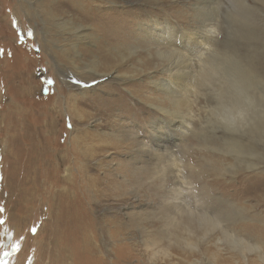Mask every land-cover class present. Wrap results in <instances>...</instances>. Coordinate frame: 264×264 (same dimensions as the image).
I'll list each match as a JSON object with an SVG mask.
<instances>
[{
	"label": "rangeland",
	"instance_id": "374dc122",
	"mask_svg": "<svg viewBox=\"0 0 264 264\" xmlns=\"http://www.w3.org/2000/svg\"><path fill=\"white\" fill-rule=\"evenodd\" d=\"M17 1L0 0V264H57L58 257L49 258L47 253L57 255L67 245L71 252L68 264H186L195 260L199 264H244L240 254L222 240L219 229L201 240L202 228L195 219L190 217L194 223L188 219L189 232L186 210L184 214L179 207L171 208L174 203L190 210L197 198L214 195L227 201L219 209L236 219L230 229L240 231L242 239L259 248L247 253V264H262L264 143L253 145L260 153L254 158L257 165L230 167L233 160L241 159L224 143L220 130L211 133L208 106L215 98L211 91L215 80L206 76V82L200 72L206 58L229 50L235 34L229 2L144 1L149 6L135 0L132 9L126 8L131 12L121 16L125 20L120 31H134L133 18L139 14L142 18L159 14L176 26L167 27L171 35L167 60L154 56L151 61L140 40L126 39L139 54L124 61L120 70L138 74L134 66L140 67L144 73L153 72L157 80L166 78L162 73L166 68L167 97L158 88L146 87L147 81L139 75L134 83L141 102L120 88L107 95L100 87L95 102L79 101V111L84 110L80 121L66 106L65 83L87 88L92 81H79L67 63H58V70L35 38L36 21L30 20ZM250 22L238 26L242 35L250 26L257 30L253 44L248 45L260 60L254 63L255 72L264 80V26ZM200 40L207 42L201 47ZM142 102L167 108L163 131L167 157L146 153L150 143L159 145L149 139L147 122L161 113ZM182 119H187L185 125L193 124L184 129L179 125ZM79 129L86 134L81 137ZM74 194L80 202L69 205ZM72 215L81 222L71 220ZM184 241L196 242L197 248L189 249Z\"/></svg>",
	"mask_w": 264,
	"mask_h": 264
},
{
	"label": "bare ground",
	"instance_id": "6f19581e",
	"mask_svg": "<svg viewBox=\"0 0 264 264\" xmlns=\"http://www.w3.org/2000/svg\"><path fill=\"white\" fill-rule=\"evenodd\" d=\"M144 1L146 0H141V2ZM154 1L159 2L160 0ZM227 2H229L230 5L227 3L229 7H227V5L226 7L229 9V12H232L228 14L230 18H232V23L235 26V34L232 33V40H230V44L228 43L229 50L225 52V54L219 53L216 57L209 56L204 60L202 68L200 69L201 78H204L205 81L206 76H208L210 81L213 79L215 80V84H211V91L215 94V98L211 105L208 106L209 110L207 109L212 119H208L207 121L209 122L207 123L211 124V133L215 134L217 130L221 131L224 143L234 151L237 159H241H239L240 161L238 162L233 160L230 167L236 168L237 166L245 165L244 169H250L251 165L256 164L254 158L260 155L253 147L254 143H264V80L263 77L260 78L262 74L260 76L259 73L255 72L256 66L254 63L260 62V60L258 61L257 58L253 56L254 51L249 50L250 46L253 44H250L252 38L257 36H254L257 30L254 28L252 29L250 26V29L245 30V35H242L238 23L251 21L250 24L253 25L256 20L259 22V25L264 26V19H261V16H264V0H227ZM17 3L24 9L26 14L30 16L32 22L33 20L36 21L34 24L38 25L39 31L35 35V38L37 42L48 51V55L52 58L53 63L57 65L58 70L60 69L58 63L61 65L62 63H67L69 65L67 68L79 81H92L88 84L90 87L87 88L75 87L76 85L73 86L68 82L65 83L68 87V93L65 98L66 106L72 117H76L81 121L82 118H84L82 114L84 110H82L83 112L79 111V101L91 100L95 102L97 99L95 96L97 94L96 92H99L101 88L107 95H109L108 92L110 90L116 91L120 88L124 93L126 92L125 94L141 102L140 92L135 90L134 83V79L138 78L139 75H142L147 81L146 87L148 86L153 90L158 88L167 97L166 68L162 69V73L166 74V78L157 80H154V77L151 76L154 74L153 72L144 73V69L140 67L134 66V70H136L138 74H128L126 71L120 70V68L124 66V61L139 54L135 47L129 46L130 44L125 42L126 39L140 40L144 45L145 55L151 61L154 56L158 57L160 60H167V43L171 41V35L167 34V27H172L173 29L176 25L170 23L166 17L161 18L159 14H144L143 18L140 14L134 15V31L127 30L122 32L120 28L123 26L122 22L125 19H122L121 16L131 12L130 10H126V8L132 9L135 0H18ZM128 4H131V6H127ZM143 4L150 6V4L145 2ZM32 16L36 17L37 20L33 19ZM127 16L129 17V15ZM206 28H209V26ZM210 33L211 32H209V35ZM235 37L238 38V40H235ZM240 40H242V42H240ZM187 42L185 44H187ZM205 42L207 41L200 40L197 44L199 43L202 47L205 45ZM57 55H59V59ZM197 56H200V54ZM194 57H196V55ZM136 60L138 63L142 62L138 57H136ZM129 66L132 68L131 64ZM101 67L102 69H100ZM151 68L154 69L153 63ZM190 79L192 80V78ZM95 80H97V82ZM161 82L163 83L162 85H160ZM92 83H96L94 87H91ZM193 97L195 96L193 95ZM119 98L120 101H122V97ZM193 102L196 103V101ZM142 104L148 106L149 109L153 108V110L155 109L161 113V116H158V118H150L147 122L148 129L146 130L147 132L149 131V139L159 145L155 146L156 144L150 143V146L146 148V153H149L152 157L162 158L163 155L167 157V134L163 133V131H165L164 129H166L167 108L153 106L143 102ZM180 122L179 125H182L181 127L184 129H187V125L193 124L188 123L185 125L187 119L185 122L183 119L180 120ZM79 130L81 137L86 134L85 129ZM129 138L134 144L135 140L131 137ZM160 150H162L161 152L163 154L159 152ZM227 173L235 176L232 172ZM11 190L12 191L8 190L9 193L13 192V189ZM18 191L22 192L20 188H18ZM174 196V199H177L176 195ZM214 197L216 196L214 195ZM214 197L210 196L208 199L197 198L195 207L193 208L194 210H189V208L187 209L183 207V205L174 203L171 204L173 205L171 208L176 209L179 207V210L182 209V211L179 212H184V214L186 210L188 216L186 215L185 229L189 232H192V227L191 221L188 219L190 217L195 219L197 226L202 228H200L202 233L199 236L201 240L209 238V236H212L211 231L219 229L222 240L240 254L242 262L247 264V253L252 251L255 252L259 250V248L257 245L251 243V241L242 239L240 231L234 228L230 229V227L236 223V219L230 214L227 215L225 212H222L220 210L221 207L219 209L220 203H226L227 201H224L220 197ZM71 202L72 204L79 203L80 199L74 194V199L68 201L69 205ZM224 209L225 208H223V210ZM226 211L229 212V208L226 209ZM75 219L76 223L81 222L79 221L80 218L72 215L71 220L74 221ZM81 227L83 228V226ZM39 232L40 230H38L35 235L36 237ZM184 244H186L189 249L197 248L196 242L194 241H184ZM164 254L167 255V251L164 252ZM47 255L48 257H58L57 264H68L67 261L71 259L69 245L61 247L57 255L52 254L51 251H49ZM259 255L262 264H264L263 254L259 253ZM53 259H55V257H53ZM186 264H199V262L195 260L187 262Z\"/></svg>",
	"mask_w": 264,
	"mask_h": 264
},
{
	"label": "snow or ice",
	"instance_id": "6c2138e0",
	"mask_svg": "<svg viewBox=\"0 0 264 264\" xmlns=\"http://www.w3.org/2000/svg\"><path fill=\"white\" fill-rule=\"evenodd\" d=\"M34 231V230H33Z\"/></svg>",
	"mask_w": 264,
	"mask_h": 264
}]
</instances>
